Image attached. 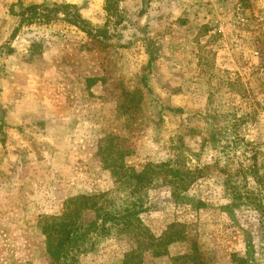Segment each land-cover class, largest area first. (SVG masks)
I'll return each mask as SVG.
<instances>
[{"label":"rangeland","instance_id":"rangeland-1","mask_svg":"<svg viewBox=\"0 0 264 264\" xmlns=\"http://www.w3.org/2000/svg\"><path fill=\"white\" fill-rule=\"evenodd\" d=\"M33 4L85 23L20 26ZM161 163L203 169L189 198H127L116 172ZM255 164L264 179V0H0V264H52L45 221L103 194L141 198L140 222L77 264H264L263 214L228 191H263L240 176Z\"/></svg>","mask_w":264,"mask_h":264},{"label":"trees","instance_id":"trees-1","mask_svg":"<svg viewBox=\"0 0 264 264\" xmlns=\"http://www.w3.org/2000/svg\"><path fill=\"white\" fill-rule=\"evenodd\" d=\"M21 6L20 12L16 14L20 19V26L33 23L48 24L60 11H64L65 20L72 25L78 27V22L85 23L78 12L71 14L67 11L73 9V6L70 5H55L53 8L37 4ZM83 30L88 34H92L90 30L86 31L85 28ZM256 154H254V157H256ZM122 168H125V166H122ZM203 172V169L192 170L191 168L178 166L174 168L170 163H161L158 165L147 164L140 171L132 168L125 173L116 172V176L120 188L130 189L131 193H129L127 198L137 196L160 181L162 185L170 187L173 200L180 202L189 198L188 194L196 186L198 180L201 179ZM258 172L255 164L253 168L240 173V176L243 177L244 174L251 175L262 183L264 189V179L258 177ZM230 190L228 191L233 201L239 202L247 199L264 217V208H262V205H264L262 204L264 190L258 191L260 192L259 194L247 192L245 197L239 191ZM99 198L104 200L101 204L96 201V197L92 196L72 199L67 203L62 216L45 221L44 234L52 264H77L78 255L86 252L88 245L92 243L95 236L109 235L113 230H118L122 233L134 232L140 222L139 215L143 208V205L137 204H142L141 198L129 200V203L126 202L121 206L122 208H117L118 210L111 208V202L106 199V195L103 194ZM190 205L196 210L204 207V203L201 200H191ZM90 212L94 214L95 219L92 222H86L84 220L85 215ZM99 220H101L100 224ZM194 252H196L195 255L184 258L192 260L194 264H205L204 259L200 258L196 249ZM243 263V260L238 262V264ZM123 264L133 263L127 257Z\"/></svg>","mask_w":264,"mask_h":264}]
</instances>
